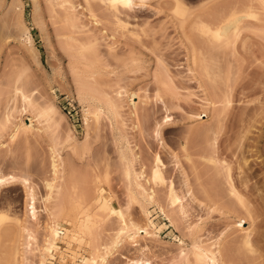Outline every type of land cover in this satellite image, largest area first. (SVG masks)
<instances>
[{
    "label": "rangeland",
    "instance_id": "374dc122",
    "mask_svg": "<svg viewBox=\"0 0 264 264\" xmlns=\"http://www.w3.org/2000/svg\"><path fill=\"white\" fill-rule=\"evenodd\" d=\"M176 1L151 0L143 7L122 13L121 19L127 24L126 29L118 27V20L112 16L114 10L108 3L110 0H72L76 12L74 16L76 15L75 18L78 19L77 30H73L72 26H69L71 29H67L68 26L64 29V18L61 19L62 22L59 20L65 17V13L63 14L62 7L55 4L58 3L57 1L51 2L50 0L51 7L48 0H36L35 2L34 0H0V177L5 179L16 177L15 181L10 180L0 188V217L6 216L3 223L7 220L4 226L2 224L6 232L0 235V264L39 263L40 252L37 248H41L43 237L47 233L45 226L51 222L46 212L47 203L44 198L48 191L46 183L53 178L51 164L54 149L70 167V171L71 168L75 169L72 171H76L75 175L79 177L77 180L80 179L78 181L79 184L82 183L83 188L87 183H90L87 187L94 184L97 177L96 182L98 183L94 186L99 184L103 187L104 196L111 206L122 208L126 212L127 219L135 223L139 222L142 225L147 220L140 205L135 204L136 202L130 203L128 200V189L126 191L128 182L123 170L122 153L132 155L131 150L134 149L140 158V163H136L134 169L139 171L142 164L147 176L152 175L156 156L162 155L161 158L166 165L164 173L167 174V183L170 180L175 181L177 192L184 197L187 191L184 177H187L192 191L198 197V200H193V202L189 197L190 200L185 198L188 213L186 216L179 215L177 228L172 227L166 220V228L157 233L156 238H140L138 246L125 243L120 251L110 258L109 264H128L136 261L145 264H185L181 259V248L185 249L188 258L194 262V255L189 252L194 237L191 234V228L203 221V229L198 235L207 245H212L223 237L224 256L230 264H264V240L261 241L264 239V204H262L263 207L255 201L249 204L256 218L255 221L249 217L244 207L238 204L232 205L234 202L222 203L220 210L214 207L212 209L206 197H201L202 185L196 180L197 173L199 172L200 177L203 175V184L206 187L205 185L202 187L208 188L207 190L212 195L219 193L217 188L223 185H219L220 180L219 183L213 181L215 172L213 166L211 167L212 164L208 161H201L200 153H194L196 151L193 149V147L196 148L195 146L198 149L205 140L204 136L197 138L196 135L211 129L209 125L218 124L220 120V123L223 122L221 124L224 125L225 132L231 128L230 126H234L232 123L240 122L241 129H237L239 128L237 125V128L235 126L233 128L237 131L242 130L243 134L246 133L244 129L248 130L249 134H245H248L247 137L242 136L244 139H248V136L249 140L251 139V142L248 140L247 143V139L244 140L246 148L254 145L250 143L261 141L260 150L264 151V40L263 36L260 37L257 32V29H261L260 27L264 25L261 23V21L264 22V0H235L237 9L228 12L229 10L223 4L220 9L225 7L227 10L218 12L219 9H215L218 13L213 11L215 7L211 8V4L217 1L221 4L224 0H180L184 6L183 12L175 11ZM207 3L210 7L206 5ZM203 7L205 11L202 10ZM55 11L59 14L53 13ZM235 11L238 20L241 22L244 20L242 26L244 25L245 29L235 39V46L229 48H225L223 42L215 38L213 34L207 33L196 18L198 14L204 17V21L212 24L221 17V13L223 15V12H226L227 16H223L228 18ZM92 12L96 14V18L98 17V20L96 19L98 23L91 18L92 15L90 17ZM254 13L258 14L256 18L255 16L250 17V14L253 16ZM54 14L63 16L57 18L58 16L55 17ZM24 25L29 28L33 37L34 43L32 47L30 46L32 50L28 48L29 45H24L23 38L25 37L22 34L25 29ZM247 27L248 29L252 27L251 29L256 31L252 32L253 30L250 31ZM133 29L139 34L138 37L129 32ZM73 31H75V38L77 40L80 38L82 41L79 44H89L91 41L89 45L92 48L97 47L94 49L97 53H91L94 50L90 46V51H92L85 53L87 56L84 54L81 57L82 55L77 54V50L70 51L66 45L69 38L68 40L66 38L70 35V39L74 37ZM114 32L120 35V41L114 50H110L111 44L114 43L111 34ZM94 44H96L95 47ZM132 46H135L136 50ZM195 48L202 51L204 61L207 63L205 65L210 69L208 72L212 71L209 74L213 76V84L210 82L212 80H209L210 77L206 76L208 73L204 70L203 60L200 58L197 64H193L192 53ZM92 54L98 55L95 59L99 58L100 61L94 62L91 59L94 57ZM86 83L94 84L92 86H95L97 92L93 94L97 97H105L107 93L121 105L118 117L116 115L113 117V113V115H107H112L110 117L112 120L104 115L99 122H96L94 116L90 115L88 137L84 106H87L85 98L90 92L88 87L91 85H85ZM22 88L31 96L28 95L32 99L30 104L24 101L21 93H17V90L20 91ZM121 90L123 97L118 98L117 92ZM126 90H129V95L126 94ZM85 91H87L86 94ZM227 91L229 94L232 92L233 103L232 107L231 105L230 108L228 107L229 109L225 107L227 112L222 113L220 112L224 109L222 101L225 99L224 103H226L229 96V94L225 96ZM134 93L139 94V98L135 96L134 100H131L130 95ZM135 102L139 110L141 133L139 129L134 128ZM50 104L57 107L58 112L56 113L58 114H55L56 116L52 114L51 121L49 119L47 121L45 117H39L38 113L42 108L50 107ZM202 111L203 115L207 116L203 120L196 119ZM21 119L28 124L32 120L34 130L31 132L21 130L16 139L11 140L10 134L13 127ZM202 126L209 128L205 129ZM192 127L205 130H200L199 133L196 131L197 134L193 136L190 133L194 130ZM158 128L162 129L161 136L157 135ZM213 128H215L214 125ZM228 132L225 136L222 135L223 131L219 134L222 137H219L218 150L222 154L224 152V157H227L226 152L234 149L232 144L235 143V137L242 135L240 132L239 135L234 132L231 136L233 133L228 135L230 134ZM201 135L204 134L201 133ZM227 136L231 139V144ZM185 137L189 139L185 143L188 149L190 148L189 151H194L191 157L195 164L190 163V166V160L183 151ZM237 138L236 142L243 145V138L241 141L239 138L237 141ZM207 140L208 138L205 140L204 147L207 146ZM85 142L91 150L90 154H84L81 158L76 155L79 152L75 154L73 149L76 148L73 147H76L74 144H79L80 147L82 144L83 147ZM229 145L233 149H229L231 147ZM237 145L239 146L235 144V148L238 147ZM78 146L76 150L80 151ZM241 147L238 148H245ZM252 147L251 150L254 151ZM240 149L238 153L245 151ZM246 151L242 154L245 157L251 155L247 158L251 159L249 160L252 165L255 163L257 154L264 159V152L261 154L255 150L254 153L249 151V154H246ZM255 152L256 155H254ZM241 157L238 159L242 160ZM228 159L231 160V157ZM191 164L194 168L197 167L196 174ZM88 165H94V167L99 165V167L94 170L97 166L93 169ZM259 172L258 174H262L261 171ZM185 173L187 176H184ZM258 174L251 184L257 182L255 187L259 186V189H255L257 192L254 190V193L264 196V181H262L264 177ZM257 180L261 181V185ZM26 181L27 186L24 185ZM157 184L155 187L158 188L160 197L164 199V196H167L166 188ZM81 188L80 190L83 189ZM31 193L35 195L37 211L35 219L31 214ZM162 203L164 204L165 201ZM166 203L164 205L169 206V202ZM167 209L171 210L170 207ZM94 213L96 214L94 233L99 238L98 242L104 245H107V242L111 244L117 229L120 228L118 218H115V215L110 216L109 211L102 210L100 205L95 207ZM240 219H243L242 223L238 222ZM20 226L25 228L23 229L25 233L20 230L22 229ZM241 227L243 231L240 230ZM250 230H252L251 237L257 248V253L254 254L247 251L242 244L244 234ZM27 231L28 235L32 233L36 238L32 239V252H30L31 248L26 249ZM75 243L78 244H76L77 247ZM75 243L71 244V247L74 245L72 250L70 246V249L64 248L68 254L64 253L67 262L73 260L72 256L82 255L85 253V248L88 249L85 243L82 246L78 241ZM21 250L24 254L20 253ZM71 251L74 253L76 251L77 254ZM18 254L21 255L17 258Z\"/></svg>",
    "mask_w": 264,
    "mask_h": 264
},
{
    "label": "bare ground",
    "instance_id": "6f19581e",
    "mask_svg": "<svg viewBox=\"0 0 264 264\" xmlns=\"http://www.w3.org/2000/svg\"><path fill=\"white\" fill-rule=\"evenodd\" d=\"M35 1L36 0H34V2ZM48 1H49L50 6L52 7L50 0H48ZM56 1L58 3H55V4L59 5V7H62L61 10H63V14L65 13V17L60 18L59 16H63V15L60 14L58 16L57 14H54L55 17L58 16L57 18H60L59 20L61 22L64 18V20H63L65 22V24H63L65 26V27L63 26L64 29L67 28L66 26H68V27L72 26L73 30L74 29L77 30L76 27H77V20L78 19L75 18L76 15L74 16V13H76V12L74 11L75 6L73 8L72 0H55V1L51 0V2H56ZM150 1L151 0H110V2H108V3H109V5H111L110 7L114 10L112 12V14H113L112 16H114L118 20V27H122V28L127 29V24L122 21L121 14L124 12H127V11H133L138 7H143V6L147 5ZM224 1H223L224 3L222 2L221 4H220V1H217L216 3L213 2L212 4H214V5L211 4V8L215 7V8H213V11L215 9H219L218 12L220 10L222 12V11H225L228 9L229 10L228 12H230L231 10L234 11L235 9H237L236 8L237 7L236 1H238V0H236V1L235 0H224ZM223 4L225 5V7H227V9L225 7L223 9L222 8L220 9L221 6L223 7ZM237 4H238V2H237ZM206 5L210 7V4L207 3ZM53 6H54V4H53ZM204 7L208 8L206 6H204ZM204 7L202 10L205 11ZM54 8H55V6H54ZM183 8H184L183 3L180 0H177L175 11L176 12H183V10H184ZM71 10H73V11H71ZM51 11H53V8H51ZM215 12H217V10H215ZM53 13H58V12L55 11ZM225 13L223 12L224 16L226 15ZM91 15H92V17H91ZM223 15L221 13V17L218 18V20H216L212 24L204 21V17L200 16L198 14L196 15V18H198L197 21L199 22L200 26L207 33L213 34L215 36V38H217L219 41L223 42L225 48H229V47L235 46V39L241 34L242 30L245 29V28H243L244 25L242 26V24H244V20H242L243 23L241 22V20H238V16L236 14V11L234 14H232V16L228 15V16H231L228 18H225L227 15L225 17ZM257 15H255V13L253 14V16H252V14H250V17L254 18V16H255V18H256ZM90 17L95 19V20L98 18V17L96 18V14L94 15L93 12L90 14ZM258 18L259 17H257V19ZM258 20L261 21L260 18ZM97 23H98V21H97ZM99 23H100V21H99ZM261 23L263 24L264 22L261 21ZM23 24L24 23L22 22V27H23ZM246 26H248V25H246ZM263 26L260 27L261 29H257V32H258L260 37L263 36L262 39L264 40V27ZM228 28H230V29H228ZM251 28L248 29V27H247L248 30H250V31L253 30L252 32L256 31V30L251 29ZM253 28H255V27H253ZM67 29H71V28L69 27ZM129 32H131V34H133L137 37L139 36V34L137 33V31L135 29L129 30ZM74 33H75V31H73L72 35L74 37H72L71 39H70L71 35L66 38V40H68V38H69V41L71 40L70 42L66 41V45L70 51H73V50L76 51L77 50L78 53L77 52L76 53L82 55L81 57H83V55L85 53L87 54L88 52H91L92 50L97 48V47L92 48L89 45L92 42L91 41L89 42L88 40L87 41L85 40V41L89 42V44L88 43L79 44L80 42L82 43V41L80 38L78 39L80 41H78L75 38L76 35H74ZM22 34H24L23 37H25V38L21 37L24 39L23 41H25L24 45L25 46L29 45L28 48H30V46L32 47L34 41H33L32 34H31L29 28H27V26H25V29L22 31ZM119 37H120V35L117 32H114L111 34V38H112L114 43L111 44L110 50H114L116 44L119 43V41H120ZM95 45L96 44H94V47H95ZM89 46L92 48L91 51H90ZM132 47L134 50H136L135 46H132ZM30 50H32V48H30ZM93 52L97 53V50L96 51L94 50L91 53H93ZM86 54H85V56H87ZM93 54H92V57L93 56L94 57L91 59L94 62L100 61L99 58L95 59L96 57H98V55L96 56ZM84 58H86V57H84ZM200 58L203 60L202 64H203L204 70L207 71V72L206 71L205 72L208 73V74H206V76L210 77L209 80H212L210 82L213 84L214 83L213 82V80H214L213 76L211 75V73L209 74V72H212V71L208 72V70H210V69L208 68L207 65H205L207 63H205V61H204L205 58L202 54V51H199L195 48L193 50V53H192V61H194L193 64L194 63L197 64L199 62ZM91 59H90V62L92 61ZM92 63H89V65L94 66V64H92ZM85 85H88V86L91 85L90 87H88L89 88L88 91H90V92L88 95H86V98H85L87 106H84L85 107L84 108V118H85V122H86L87 137H88V133H89L88 131H89V126H90V118H89L90 115L94 116V118L96 119V122H99L100 119L104 115L109 119H111L110 117L113 114H114L113 117H115V115L118 117L119 116V108L121 107V105L118 104V101L116 99L114 100V99H112L113 97L108 96L107 93H105L106 94L105 97L102 96L101 98H99V97H97L96 94H95L96 95L95 96L93 93L97 92V91H95V88H94L95 86H92L94 84L86 83ZM23 89L24 88H22V90ZM18 90H17V93L18 92L21 93L23 96L22 98H24V101H26L30 104L32 102V99L29 98L30 95L27 93V91L25 92V89L23 90L24 92L22 90H20V91H18ZM85 90H86V88H85ZM125 92H126V94H128L129 90H126ZM26 93H27V95H26ZM86 93H87V91H85V94ZM231 93L232 92H230V94H229V91H227V94L225 93L226 97L228 96V94H229V96L227 97L228 99L224 96V98H226L227 101H226V103H224L225 99H224V101H222L223 105H224V107H223L224 109H221L220 112L224 113L227 109L230 108V105L233 103ZM116 96L118 98L119 97L122 98L123 97V91L121 90V91L117 92ZM135 96H138V98H139V94L134 93L133 95H130V98L132 97L131 100H134ZM229 97H231L230 98L231 100L229 99ZM210 102L212 103L213 101H210ZM134 104H135L134 105L135 109L133 110V115L136 117V122H135L134 128L139 129V131L141 133V125L139 122V110H138L136 102ZM52 105L50 107L48 106V108H44V109L42 108V110L38 113V116L41 118L45 117L47 121H48V119H49V121H51L50 118L52 117V114H54V116H56L58 114V113H56V112H58L57 107L54 105L52 106ZM211 105H213V104H211ZM225 107L227 109H225ZM231 107H232V105H231ZM203 111L205 113L207 112L206 110H203ZM203 111L201 114H198L196 116V117H198L196 119H202L203 120V118H205L207 116V115H203V113H204ZM109 114H112V115L107 116ZM54 116H53V118H54ZM7 118L9 119V117H7ZM53 118H52V120H53ZM58 120H60V118ZM166 122H167V120H166ZM221 123L223 124V122H221ZM221 123L219 120L218 124H216V123L213 124L215 128H213L212 124H211L212 126L209 125L212 128L208 129L209 131L207 130L208 133H206L207 131L206 132L204 131L205 133L201 132L204 135H201V133H199V131L200 130L203 131V130L209 128L208 126H206V127L202 126V128H205V129H198L200 127H192V129H194V130L191 129L192 131L190 133L193 136L195 134H197L196 131H198L199 134L196 135L197 138H199L198 136H200L201 138L204 136L205 140H206V138H208L207 144H206L207 146L204 147V144L206 143V141L203 140L202 141L203 145L200 144L202 146H200V147L198 146L199 147L198 149H196L197 146H195L196 148L193 147L194 151H196V152H194L192 150L189 151L190 148L188 149V146L185 144L186 140L188 141L189 139L187 137H185L186 139H185V142L183 144V151L185 153L184 155L190 160V162H189V166H190V163H193L192 162L193 157H191V153L192 154L197 153V152H198L197 154L200 153V155H201L200 160L206 161V162L208 161L212 164L211 167L213 166L212 168H213V171L215 172L214 173L215 179L213 181L215 183H219L221 181V183L219 185H223L226 188V189H223L224 188L223 186L221 187L217 184V186L220 187V188H217V190L221 194H219L218 192H217V194L213 193V195L215 194L214 196L212 195V193L210 194V191L207 190L208 188L207 189L205 188L206 185L203 184V180H204V177H202L203 175L201 176L202 178L199 176V172H198V169L196 167L197 163H196V166L194 165L195 168L191 164V167H193V169H194V174H196L195 173L196 169H197L196 171L198 172L197 173L198 176H196L197 178L195 177L196 180H198L201 183V184L199 183L200 185H202V186L205 185V187L201 186V189H200L201 193H202L201 197L202 198H204V196L206 197L207 201H209V203L211 204V208L214 207L217 210H220L219 207H221L220 205H222V203L228 202L229 204H231L232 202H234V203H232V205L238 204V205H241L242 207H244L247 214L249 215V217H252L255 221L256 218H254L253 212H252L251 208L249 207V204L251 202H254V201H255V203L256 202L260 203L261 206H262V204H264V196H261V195L256 193L257 192L256 190L259 189V186H258V188L255 187L256 186L255 183H257V182L253 183V184H255L254 186H253V184H251L252 180H254V177L257 176L259 171H261L262 174H258V175L264 177V159L260 158L261 157L260 154H259L260 156L257 154V153L261 152L260 146H262V144L259 146L261 141H258V142L255 141L254 142V140H253L252 142H254V143H250V144H254V145H250L248 143L251 147L252 146L254 147V151L256 150L257 153L255 152L254 155H256V154L258 155L257 160H256L257 155H256V158L253 157V158H255L254 161L256 163V164L253 163V165L255 164L253 166L251 164L252 162L250 161L251 159L247 158L248 155L246 157L244 155L245 151L248 149L249 150L246 151V154L247 153L249 154V151L250 152L253 151V149L251 150L250 146H247L248 149L246 148V143L249 140V136H248V139L245 138V139H247L246 143H244L245 139L242 137L246 133H248L247 132L248 130L245 131V129H244L243 131L246 133L243 134L242 130L237 131V130H234V128H233L234 126H235V128L239 127L240 122L236 123V124L232 123V124H234V126H230L231 128H229V129H231V130L228 129L229 130V132H228V130L226 129L227 132L230 133L228 135H231L233 133L231 135V136H233L234 132L236 133V131L238 133L239 132L242 133V135H239L238 133H236V134H238L240 137L243 138V140H242V138L240 139V137L238 136L240 141L242 140L243 145H240L241 144L240 142L237 143L236 142L237 137L234 136L235 137V140H234L235 143H233V140H232V143H233L232 145H233L234 149L232 148L231 145H229V147L231 146L229 149H233V150H230V152H226V154H225L228 158L231 157V160H230L227 157H224V155H223L224 152L222 154V152L220 153L218 150L219 149V137L221 138L222 135L225 136L227 133L224 131V125H222ZM236 125H237V127H236ZM159 128H161V127H159ZM221 128H223V129H221ZM212 129H214V130H212ZM220 129L223 131V133L224 132L225 133L223 134L222 131L220 132ZM237 129H241V127L237 128ZM21 130H23L25 132H31L32 130H34V127L32 125V120L30 121V124L26 123L23 119H21L18 123H16L15 126L13 127L12 133L10 134V139L15 140L17 135L19 134V132H21ZM161 130L162 129H159L158 131L156 130L158 133L157 135L161 136ZM232 130H234V131L232 132ZM221 133H222V135H219ZM205 134L207 135V137ZM247 135H245L244 137H247ZM209 136H211V138H209ZM258 137H260V136H258ZM69 138H70V136H69ZM238 138H237V141H239ZM257 138H255V140ZM229 139L227 136V140H229ZM230 141H231V139L228 142L230 143ZM255 143H257V145H255ZM85 144H86V142H85ZM85 144H83V147H82V144H80L81 147L78 146L79 144L78 145L74 144V146H76V147H73V148L77 149V146H78L81 150L83 148L82 153H81V150L79 151V149L78 150L73 149V151H75V154L77 152H79L76 155L79 157L81 156V158H83L84 154H88L91 150V148L87 144L85 146ZM187 144L189 145V142ZM235 144H239V146L237 145L238 147L244 146L246 148V150H245V148L243 149L241 147L243 150H245V151H242L244 154H242L241 151H240L241 153H238L240 148L236 147L238 150L237 151L235 148ZM162 145H164V143H162ZM87 146L90 149L87 148ZM201 147H204V148L201 149ZM227 147H228V143H227ZM226 149H228V148H225V150ZM242 149H240V150H242ZM263 150H264V148H263ZM52 151H53V154H52L53 157H52V164L51 165H52V170H53L52 171L53 172V178L50 179L49 181H47V183H46L47 184L46 187H47L48 191H47L46 197L44 198L45 202L47 203L46 207H45L47 210L46 212L48 213V217L50 216L49 221H51V222L47 223V226H45V228H46L45 232H47V233H46V235H44L45 237H43V244H42L41 248L40 247L37 248V249H39L38 252H40L39 253L40 254V256H39L40 260L38 261L39 263H37V264H109V261L111 260L110 258L116 252L118 253L120 251L122 245H124L125 243H132V245L138 246L140 238H152V237L156 238V236L158 235L157 233H159L160 231H162L163 229L166 228V226H167L166 220L170 223V225L172 227L177 228V224L179 222V220H178L179 215L180 216L181 215L186 216L188 213L187 207L185 204V198L189 197L191 200L189 198L188 199L192 202H193V200L194 201L198 200L197 195L194 193V191H192V187H190V185H189V182H188L189 179H187V177H184V180H186V182H185L186 185L185 184L184 185H185V187H187V188H185V190H187V191H186L184 197L181 196L177 192V188H176L177 183L175 181L169 179L170 182L167 183L168 182V179L166 178L167 174L164 173L165 172L164 168L166 165H165V162L162 160L163 158H161L162 155L160 156L158 154L156 156V159L154 162L155 166H154V169H152V175H150L151 176L150 177V176H147V174H145L146 173L145 167L142 164H141V168L139 171L134 169L135 164L140 163L139 155H138V153L135 152L134 149L131 150L132 155L122 153L121 159L123 162L122 165H124L123 170H124V173L126 174V178H127V182H128L127 183L128 187L126 188V191L128 189V192H127V196L129 197L128 200L130 203L136 202L135 204L140 205V209L142 208V210L145 214L146 220H147L145 222L146 224L143 223L141 225V224H139V222L135 223V222H133V220L131 221V219L130 220H128L129 218L127 219L126 212H124V210H122V208H115V207L111 206L110 202L104 196L105 190L103 189V187H101L99 184L94 186L95 183H98V182H96V180H98L97 177L95 178L96 180H95L94 184L88 185V187H87V184H90V183H87L86 185H84V188H83L82 183L80 182V184H79L80 179H78L79 181L77 180V178H79V177H77L75 175L76 171H72L75 169L71 168V171H70V167L67 166L64 159L59 154H57L56 149H54ZM254 151H253V153H254ZM263 152H261V154ZM239 154L243 155L245 158L243 156L241 157V155H239ZM175 155H174V157L176 158ZM238 155H239V157H238ZM249 156H251V155H249ZM240 157L242 158V160L238 159ZM177 159H176V161H177ZM202 159H204V160H202ZM260 159H262V160H260ZM177 162L179 164V161H177ZM177 162H176V165L178 167ZM193 164H195V162ZM94 165H90V166L88 165V167L89 168L93 167V169H94L97 166L94 169V170H97L99 165H96L95 167H94ZM254 167H256V168H254ZM184 176H187V174L185 173ZM258 177H257V179H259ZM261 178L262 177H260V179ZM10 180H11V182L15 181L16 177L12 176L11 178H8V179L0 177V188L4 185V183L9 182ZM257 181L259 183L260 180H257ZM262 181H264V179H262ZM157 183L166 188L167 196L166 197L164 196V199L162 197H160L159 190H157L158 188L155 187V184H157ZM24 185L27 186V181L24 183ZM259 185H261V181H260ZM90 186L93 187V189H91ZM80 187H82L85 191H82L83 190L82 188H81L82 190H80ZM88 188H90L91 190ZM219 189L220 190L223 189L224 192H222L223 190L220 191ZM225 190L227 192H225ZM254 190L256 191L255 192L256 194L254 193ZM222 193H223V195H222ZM224 193H225V195H224ZM165 198L167 199V201ZM164 201H165V203L169 202V206H167L168 205L167 203H166L167 205L165 206L164 205L165 203L164 204L162 203ZM98 205H100V208L102 210L109 211L110 216L115 215L114 217L118 218V222H120V224H119L120 228L117 229L116 236L114 235L115 237H114V240H112L113 242L111 244L109 242H107V245H104L103 243L101 244V242H98L99 238L94 233V228L96 226V214L94 213V211H95V207ZM128 205L130 206L132 204H128ZM167 207H170L171 210L169 209L170 211H168ZM214 208H212V209H214ZM31 210H32L31 214H32L33 218L34 219L37 218L34 193H31ZM213 211H215V210H213ZM5 218H6V216L0 217V235H2L1 233L4 231L6 232V230H3L5 228V227L3 228V226L7 222V220H6L3 223ZM238 222L242 223L243 219H240ZM203 223H204V221L201 224H198V225L196 224L193 228H191L192 229L191 234H193L194 237L192 240V247L190 248L189 252H191L194 255V258H195L194 262H192L188 258L187 252L185 251L184 248H181V252H180L181 253V259L184 261L185 264H230V262L224 256V249H223L224 238L223 237L219 238V240L217 242L213 243L212 245H207V244H205L204 240H202L200 238V236L198 235L203 229V225H202ZM2 224H3V226H2ZM20 225H21V223H20ZM20 227H22V226H20ZM23 229H25V228L22 227V229H20V230H22L25 233V230H23ZM27 230H29V229H27ZM240 230L243 231L244 230L243 227H241ZM26 233H27L26 236H28V238H27L28 242L26 241V249H27V247H28V249H30L33 245L32 241L36 238L32 233H29V235H28V231ZM20 234H21V231H20ZM251 234H252V230L246 231V233L244 234V236L242 238V244L245 246L247 251H250L251 253L254 254V253H257V248H256V244H255L254 240L251 237ZM22 236L23 235L21 234V237ZM21 237H19V238L21 239ZM263 240L264 239H262L261 241H263ZM74 241L75 242L78 241L81 244V246L83 243H85L87 245L88 249L85 248V253H83L82 255H79V256L74 255V257L72 256L73 260L70 258L72 261L67 262L66 261L67 260L66 255L64 256V253L65 254H67V253H66V250L64 248L70 249L71 244L75 243ZM108 243H109V245H108ZM76 244L77 243L74 244L75 247H77V245H78V244L77 245ZM105 244H106V242H105ZM74 245H72V247ZM263 246H264V244H263ZM72 247H71V250L73 249ZM75 249H77V248H75ZM79 249H80V247H79ZM61 250H63V251L61 252ZM68 250H67V252H68ZM21 252H22V250L20 251V253ZM30 252H32V248L30 249ZM71 252L73 254H77L76 251H75V253L73 251H71ZM21 254H24V253H21ZM61 254H62V256H61ZM20 255L18 254L17 258ZM70 255H69V257H70ZM77 257H79V258L76 259ZM13 263H11V264H13ZM22 263L23 262H21V264ZM14 264H18V263L15 262ZM128 264H145V263L144 262L140 263L139 261H136L135 263L129 262Z\"/></svg>",
    "mask_w": 264,
    "mask_h": 264
}]
</instances>
